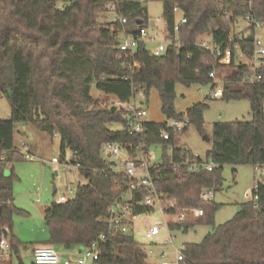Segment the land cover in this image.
<instances>
[{"label":"trees","instance_id":"obj_1","mask_svg":"<svg viewBox=\"0 0 264 264\" xmlns=\"http://www.w3.org/2000/svg\"><path fill=\"white\" fill-rule=\"evenodd\" d=\"M153 1L162 4L166 30L176 33L178 42L160 56H153L143 45L133 54L119 53L121 28L116 22L105 23L110 0H0V98L6 97L11 110L8 119L0 118V235L3 228L8 229L12 248L11 258L0 264H12L22 245L10 232L13 215L26 214L15 207L12 197L13 164L25 161L14 144L15 126L20 123L32 125L51 139L57 137L59 161L65 162L69 152L71 164L78 166L79 176L87 182L77 186L73 199L53 202L44 210L48 245L80 251L96 243L99 264H151L144 246L128 231L99 240L100 234L108 232L109 208L122 199L131 182L109 164L103 146L116 144L132 160L142 151L149 154L154 145L173 146L176 134L165 122H144L141 134L130 133L123 128L122 113L112 108L116 101L156 90L162 114L167 120L180 119L183 114L174 111L176 85H211L209 75L219 70L227 71L221 99L247 100L252 119L215 123L205 160L194 159L186 149L171 148L170 156L164 152L161 163L151 167L150 177L162 206H172L168 215L186 209L203 211L197 220L169 223L170 232L186 233L199 224L213 229L199 243L183 245L180 264H264V179L258 183L259 208L246 202L218 226L214 215L219 205L200 198L204 190L214 193L222 188L223 166L264 164V66L256 70L260 81L248 83L251 65L237 62L236 56L251 60L254 44L247 36L232 35L237 19L246 21L249 34L254 33V23L264 25V0ZM176 12L182 15L177 27ZM116 13L126 18L127 29L149 26L147 10L140 4L121 3ZM205 36L212 39L214 52L197 46ZM226 51L229 63L221 64ZM93 87L111 96L113 104L103 106L91 95ZM208 100L186 112L189 126L200 134ZM164 131L170 134L169 140L160 137ZM192 161L201 165L198 171L190 170ZM209 162L214 164L210 172L202 168ZM143 194L133 193L132 217L154 212L136 204Z\"/></svg>","mask_w":264,"mask_h":264},{"label":"rangeland","instance_id":"obj_2","mask_svg":"<svg viewBox=\"0 0 264 264\" xmlns=\"http://www.w3.org/2000/svg\"><path fill=\"white\" fill-rule=\"evenodd\" d=\"M147 10L148 22H153L154 26H149L148 31L157 36L159 40H164L166 36V27L162 19V4L157 1H151L145 5ZM106 22L115 20L114 15H105ZM182 20L180 12L175 14V26L177 27ZM248 25L243 19H237L232 27V35L242 33L249 34ZM254 35L258 38H264V25L256 28ZM210 41V37H201L199 40ZM236 61L241 64H251L244 56L237 53ZM225 62H223L224 64ZM216 76L222 79L227 71H215ZM211 89L210 85L199 86L191 85L185 87L180 84L175 88L174 111L177 115L186 114L193 105L203 102L208 96ZM91 95L99 99L103 106L113 104L111 96L106 97L99 94L95 88L91 89ZM136 102L143 103L146 110L144 122L164 123L167 121L160 108V100L156 90H151L148 96L139 95L135 97ZM209 108L203 115V134L190 125L183 133H177L174 138L173 146L164 147L154 145L149 149L148 160L151 164L161 163L162 155L165 152L167 156L171 154V148H183L188 150L192 155L202 160L207 158V152L211 149V142H206L203 137L211 139L213 125L219 122H248L252 119L250 104L247 100L241 101H223L222 99H210L207 101ZM10 106L6 97L0 98V118L8 119L10 117ZM119 126H112V129H118ZM14 144L17 148L24 151L22 145H26L28 151L34 156L35 160L15 162L13 164V174L15 176L12 189V197L16 208L26 214H14L12 217L11 234L22 244L18 247L17 255H14L12 264H33V249L39 247H52L58 253L69 250L60 246L48 245L49 233L44 223L43 212L59 196L66 193L67 187L72 190V195L68 196L71 200L76 195L78 182L83 179L76 170L69 168L63 172L62 166L52 164V159H59V139L50 138L46 134L39 132L30 124L20 123L15 126ZM106 157V155L104 154ZM71 157L69 152L66 153V160ZM111 160L113 158L110 157ZM109 159V160H110ZM58 172L55 175V172ZM258 169L251 166H231L225 165L221 171L223 186L211 196V202L219 205V210L214 215L215 226L230 220L240 209V206L247 201L244 195L250 196L255 184V177ZM6 176L10 175L6 171ZM39 203H36V200ZM132 225L128 227V232L134 240L142 244L147 252V261L151 264L160 262V254L166 253L164 259L166 264L174 262L176 250H180L186 243H199L213 229L204 224H199L189 229L186 233L170 232L162 229V233L154 240H147L144 232L150 228L155 220L162 224L167 222H176L177 217L167 214H159L155 210L151 214H143L137 217H129ZM197 220V219H193ZM168 236L173 237V246L164 245ZM151 251V253H150ZM61 257V256H60ZM65 257H62L64 259Z\"/></svg>","mask_w":264,"mask_h":264},{"label":"built area","instance_id":"obj_3","mask_svg":"<svg viewBox=\"0 0 264 264\" xmlns=\"http://www.w3.org/2000/svg\"><path fill=\"white\" fill-rule=\"evenodd\" d=\"M153 0H110L107 5L108 14H112L115 17L114 21L119 24L121 31L119 33V53L122 54H133L136 52L139 46L143 45L153 56L162 55L168 48V46L176 45L177 35H170L166 30V36L164 40H159L156 35L151 34L148 31V27L139 26L136 29H127L126 18L123 16H117V8L121 3H137L142 6H145L147 3ZM248 21V18H247ZM182 22H185L184 20ZM109 23V22H108ZM154 26V24L152 25ZM255 29L260 27V24L254 23ZM254 29V31H255ZM253 35V44H254V54L251 59V68L252 73L248 75V83L259 82L261 77L256 74V70L264 66V38H258ZM197 46L203 50L214 52L212 39L207 40H198ZM216 56L220 55L219 50H215ZM242 54H240L241 56ZM243 56V55H242ZM230 58V52L226 51L224 58L219 61L221 64ZM228 62V61H227ZM226 64V63H224ZM211 81V91L209 97L215 100L221 99L223 94L224 82L223 78L220 79L216 76V73L213 72L209 75ZM116 110L120 111L124 117L125 125L124 129L130 133L141 134L143 132V118L146 116V110L143 107V103L136 102L135 98H132L128 101H116L114 103ZM168 130L173 131L175 134L182 132L184 129L188 128L189 120L186 114H184L180 119H169L165 122ZM122 127H119L121 129ZM160 137L163 140H169L170 134L168 132H161ZM24 151L21 150V154L25 159L35 160L34 156L30 154L26 145H22ZM104 154L109 162L113 165V168L117 171L123 172L128 178L131 179V182L128 184L126 193L122 196L121 200L115 201L108 210L109 221H108V232L105 234L99 235V240L103 241L106 239L107 235L116 232L126 233L128 231L129 222L128 218L131 216L130 205L132 204L133 193L136 191H143L144 194L141 197L140 202L136 203L141 207L152 208L156 210L159 214H167V211L172 208L164 207L161 204L160 196L155 191L153 181L150 177V169L154 164H151L148 160V154L143 151L134 157L132 160H128L126 153L116 144H106L103 146ZM113 158V160L110 159ZM197 156H194L196 159ZM72 155L68 160L61 163L59 159H52V164H59L62 166V171L67 172L69 168L76 170L78 172V166L71 164L70 160ZM110 159V160H109ZM190 170L198 171L201 168V165L192 161L189 166ZM202 168L208 172L214 169V164L209 162L205 165H202ZM254 168L258 169L257 176L255 177L256 181L252 189V194L250 196L244 195V198L247 202H250L254 209L259 208V198L257 195L258 183L264 179V164L257 165ZM87 182L83 179L81 183L78 182V186H85ZM213 194L212 190H204L200 198L204 202L211 201V196ZM72 195V190L67 187L66 193L59 196L55 201L56 204H61L69 201L68 196ZM36 203H39V200H36ZM1 207V205H0ZM168 215V214H167ZM177 217L176 222H167L161 223L160 221L155 220L148 230L144 232V237L147 240H154L156 237H159L162 233V229L168 230L169 223H179L183 224L188 218L198 219L203 216V211L201 209H186L182 210L179 214L175 215ZM133 218V217H132ZM164 245L173 246V237L168 236L164 241ZM183 246L180 250L175 251L174 262L170 264H180L183 261L182 254ZM151 253V251H150ZM12 256V248L9 239L8 229L3 228L0 235V263L6 262ZM160 262L158 264H166L164 259L166 258V253L162 252L160 254ZM99 255L97 254V244L93 243L91 247L83 249L75 257H69L62 259L59 254L49 247H39L33 252V264H99Z\"/></svg>","mask_w":264,"mask_h":264},{"label":"crops","instance_id":"obj_4","mask_svg":"<svg viewBox=\"0 0 264 264\" xmlns=\"http://www.w3.org/2000/svg\"><path fill=\"white\" fill-rule=\"evenodd\" d=\"M249 34H247V33H242V34H238V37L239 38H242V37H244V36H248ZM240 55V54H239ZM229 60H230V58L229 59H226V61H225V63L226 64H228L229 63ZM228 61V62H227ZM210 91H211V89H210ZM210 91H209V93H208V98H210L209 97V95H210ZM206 97V98H207ZM211 99V98H210ZM58 174V172L56 171L55 172V175H57ZM13 203H14V201H13ZM134 218V217H133ZM128 222H129V226L130 225H132V221L131 220H129V218H128ZM47 247H49V246H47ZM49 248H52V247H49ZM35 249H37V248H34L33 249V252H34V250ZM53 249V248H52ZM54 250V249H53ZM55 251V250H54ZM57 252V251H56ZM58 253V252H57ZM80 253V251L79 250H76V248H72V249H70L69 251H67V252H61V253H58L59 254V256H61V258L62 257H65V258H69V257H75L77 254H79ZM32 257H33V253H32ZM64 258V259H65ZM13 261V260H12ZM89 264V263H88Z\"/></svg>","mask_w":264,"mask_h":264},{"label":"water","instance_id":"obj_5","mask_svg":"<svg viewBox=\"0 0 264 264\" xmlns=\"http://www.w3.org/2000/svg\"><path fill=\"white\" fill-rule=\"evenodd\" d=\"M139 24H140V23H139ZM149 25L152 26V25H153V22H150ZM246 40L249 41V42H252V41H253V35H252V34H249V35L247 36ZM112 110L115 111L116 108L113 107ZM203 139H204L206 142H209V138H208V137L204 136ZM80 251H82V249H80Z\"/></svg>","mask_w":264,"mask_h":264}]
</instances>
